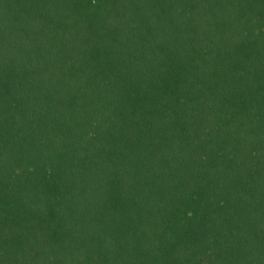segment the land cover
Segmentation results:
<instances>
[{
	"label": "trees",
	"instance_id": "16d2710c",
	"mask_svg": "<svg viewBox=\"0 0 264 264\" xmlns=\"http://www.w3.org/2000/svg\"><path fill=\"white\" fill-rule=\"evenodd\" d=\"M0 264H264V0H0Z\"/></svg>",
	"mask_w": 264,
	"mask_h": 264
}]
</instances>
